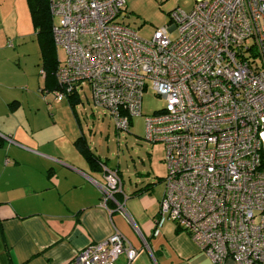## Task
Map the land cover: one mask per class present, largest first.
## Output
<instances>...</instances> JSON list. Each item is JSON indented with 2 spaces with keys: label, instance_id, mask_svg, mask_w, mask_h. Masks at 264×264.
Returning <instances> with one entry per match:
<instances>
[{
  "label": "built area",
  "instance_id": "built-area-1",
  "mask_svg": "<svg viewBox=\"0 0 264 264\" xmlns=\"http://www.w3.org/2000/svg\"><path fill=\"white\" fill-rule=\"evenodd\" d=\"M49 2L54 43L66 53L57 100L87 85L94 104L128 131L151 87L165 103L145 117L146 141L165 148L161 217L212 264H263L264 0H196L189 13L172 11L149 41L119 20L125 0ZM101 168L106 205L123 193L122 180ZM136 257L116 230L68 264Z\"/></svg>",
  "mask_w": 264,
  "mask_h": 264
},
{
  "label": "crops",
  "instance_id": "crops-1",
  "mask_svg": "<svg viewBox=\"0 0 264 264\" xmlns=\"http://www.w3.org/2000/svg\"><path fill=\"white\" fill-rule=\"evenodd\" d=\"M40 57L27 0H0V264H68L116 230L137 251L131 264H212L161 217L164 190L151 182L126 187L121 178L123 193L103 204L104 173L76 150L75 141L86 137L80 120L76 126L70 119L89 87L74 93L79 101L69 103L71 113L54 93L52 102L29 93L30 85H45Z\"/></svg>",
  "mask_w": 264,
  "mask_h": 264
},
{
  "label": "rangeland",
  "instance_id": "rangeland-1",
  "mask_svg": "<svg viewBox=\"0 0 264 264\" xmlns=\"http://www.w3.org/2000/svg\"><path fill=\"white\" fill-rule=\"evenodd\" d=\"M125 2V8L119 20L135 30L138 36L146 41L152 39L157 29L169 23L172 11L181 10L189 13L196 5V0H125ZM175 36L176 34L173 33L172 37ZM56 49L58 61L64 64L65 51L58 47ZM31 60L32 56H30ZM41 63L40 57L39 68ZM38 88L40 89H37V83H35L30 85L27 91L44 96L50 95L53 97L50 98L51 102L55 99L53 92L46 89L45 85H40ZM80 96L82 101L76 106L75 112L69 106L68 97L63 99L62 105L69 106L68 113L74 112H72L74 114L72 118L68 115L75 125L76 119L80 120L92 152L109 167L120 171L126 187L129 186L130 181L133 185L151 182L154 184L153 187L162 192L165 188L164 179L167 176V167L164 163L165 148L160 143L150 144L146 141L145 117L162 109L164 101L155 95L151 87L148 88L142 98V116L134 117L130 129L125 131L118 130L109 113L94 104L89 89L85 90V94L81 92ZM147 172H150V176H147ZM137 173L143 176H138Z\"/></svg>",
  "mask_w": 264,
  "mask_h": 264
},
{
  "label": "trees",
  "instance_id": "trees-1",
  "mask_svg": "<svg viewBox=\"0 0 264 264\" xmlns=\"http://www.w3.org/2000/svg\"><path fill=\"white\" fill-rule=\"evenodd\" d=\"M32 24L36 31L37 41L41 48L43 68L45 71V88L50 92L62 91L58 83L56 72L60 66L57 58V47L54 43L52 26L54 24L50 11L49 0H27ZM69 103L75 108L78 98L74 93L67 95ZM76 150L85 157L92 170H102L101 165H107L92 152L84 136H80L74 143ZM152 184V188H153ZM148 186L145 187V189ZM150 189V186L148 187Z\"/></svg>",
  "mask_w": 264,
  "mask_h": 264
}]
</instances>
